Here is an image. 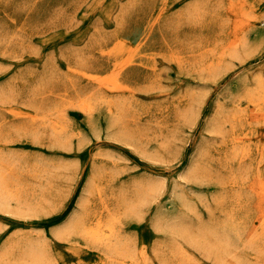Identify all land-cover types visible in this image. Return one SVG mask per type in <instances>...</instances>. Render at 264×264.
<instances>
[{
	"label": "rangeland",
	"instance_id": "1",
	"mask_svg": "<svg viewBox=\"0 0 264 264\" xmlns=\"http://www.w3.org/2000/svg\"><path fill=\"white\" fill-rule=\"evenodd\" d=\"M180 215L233 243L171 234ZM29 247L264 264V0H0V264H34Z\"/></svg>",
	"mask_w": 264,
	"mask_h": 264
},
{
	"label": "bare ground",
	"instance_id": "2",
	"mask_svg": "<svg viewBox=\"0 0 264 264\" xmlns=\"http://www.w3.org/2000/svg\"><path fill=\"white\" fill-rule=\"evenodd\" d=\"M247 45V44H246ZM80 108L83 110V111H86V112H88L89 110H90V108H89V106L87 105L86 106V104L85 105H83V106H80ZM217 128V127H216ZM215 129V128H214ZM218 129V128H217ZM216 130V129H215ZM54 136L56 137V139H59V138H61L60 136V134H59V132H54ZM53 136V137H54ZM54 137V138H55ZM66 139V138H65ZM60 140V139H59ZM69 142V141H68ZM195 166V165H194ZM197 166V165H196ZM195 166V167H196ZM197 169V168H196ZM195 169V170H196ZM192 172H193V169H192ZM147 186H146V190H147V194H150V195H155V193L157 194V190H158V185L154 182V181H150V182H148L147 184H146ZM151 192V193H150ZM146 194V195H147ZM138 195H139V193H138ZM14 198H16V199H19V194H17V193H15L14 194ZM20 199H22V197H20ZM146 200H148L145 196H139L138 197V199H130L129 201H127L128 202V204H127V206H128V212H130V213H138V208L140 207V205L142 204V202H145ZM44 201L45 202H48L47 200H45V199H42L41 201L40 200H36V201H33V202H31V201H26V206L29 208V209H25V211H27L28 213L30 212L31 213V211H30V209L32 210V209H34V208H36V207H38V205H41V204H43L44 205ZM44 208V207H43ZM183 215V214H182ZM187 215V214H186ZM161 216V215H160ZM159 219V216L156 218V220H158ZM77 221V216L75 215V216H73V219L72 220H70L66 225H64L62 228H59V229H57L56 231H55V235L56 236H58L59 238H64L65 239V237L68 235H70V234H72V232L71 231H73V229L74 230H76V222ZM199 223V222H198ZM191 224H192V222H191ZM201 224V226L203 225L202 223H200ZM158 228H161V227H163V225L161 224V222H157L156 224H155ZM205 225V224H204ZM191 226H194L193 224L192 225H189L188 224V222L186 221V219L184 218V217H182L181 215L180 216H177V217H173V218H169L168 219V221L164 224V228L166 229V230H168L171 234H173V235H181V236H183V237H186L187 239H191L192 241H190V242H196L195 244L197 245V243H199L198 245L200 246V247H202V245H205V244H203L204 242H202L200 239V241L198 240V239H196V237H195V239H193L192 238V236L191 235H193L196 231H197V233L200 231L201 232V230H196L195 231V229L193 230L194 231V233L193 234H191L192 233V230L191 229H193L194 227H192L191 228ZM198 226V225H197ZM201 226H199V227H197V228H200L201 229ZM207 226V225H206ZM205 226V227H206ZM189 227H190V231H189ZM203 227V226H202ZM196 228V229H197ZM204 228V227H203ZM206 228H204V230H205ZM206 230H212V231H214L213 229H209V228H207ZM203 231V230H202ZM207 232V231H206ZM210 233H211V231H209ZM227 232V231H226ZM197 233H195V234H197ZM213 234H216L217 233V231L214 233V232H212ZM191 234V235H190ZM199 234V233H198ZM212 234V235H213ZM233 234V233H232ZM201 235V234H200ZM67 236V237H68ZM195 236V235H194ZM193 236V237H194ZM199 237H201V236H199ZM216 239H217V243H218V245H216L215 247V249L217 250H213L212 249V244H210V246L209 245H205V249H206V247L208 248V251H210L211 249L213 250V253L216 251L217 252V254L219 253H221V251L222 250H227L230 246V244L231 243H233L232 242V236L231 235H229L228 233H223V232H218L217 234H216ZM31 242H33V241H31ZM36 242V241H35ZM202 242V243H201ZM207 243V242H206ZM202 244V245H201ZM209 244V243H208ZM30 246V245H29ZM34 246V245H33ZM27 249H29V253H30V257H31V259H32V262H34V264H41L42 263V256H43V252L38 248V250L37 249H34V248H32V249H30V247L29 248H27ZM28 251V250H27ZM27 254V253H26ZM32 255V256H31ZM27 256L29 257V255L27 254ZM30 260V259H29Z\"/></svg>",
	"mask_w": 264,
	"mask_h": 264
}]
</instances>
